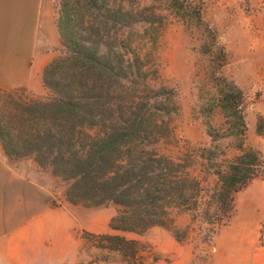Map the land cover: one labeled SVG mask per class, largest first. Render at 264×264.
Wrapping results in <instances>:
<instances>
[{
	"label": "trees",
	"instance_id": "1",
	"mask_svg": "<svg viewBox=\"0 0 264 264\" xmlns=\"http://www.w3.org/2000/svg\"><path fill=\"white\" fill-rule=\"evenodd\" d=\"M203 6L204 0H55L61 48L41 73L45 96L0 90L5 156L31 158L49 171L64 185L68 205L114 209L109 233L81 232L78 252L90 256L78 264H115L108 256L117 264H155L145 245L125 237L154 227L177 243L195 234L210 247L235 215V196L254 179L264 182V159L246 144L245 95L221 74L226 54L203 23ZM172 22L202 36L194 113L207 147L181 146L174 135L177 95L165 84L157 54ZM255 133L264 138L261 116ZM166 145L179 155L164 153ZM176 216H187L189 225L177 229Z\"/></svg>",
	"mask_w": 264,
	"mask_h": 264
},
{
	"label": "crops",
	"instance_id": "2",
	"mask_svg": "<svg viewBox=\"0 0 264 264\" xmlns=\"http://www.w3.org/2000/svg\"><path fill=\"white\" fill-rule=\"evenodd\" d=\"M52 2L0 0V90L43 95L41 73L53 58L49 48H57L59 40ZM248 2L264 4V0ZM256 111L264 119V92ZM54 182L50 172L39 169L31 158L9 160L0 145V264L59 262L66 251L68 255L76 251V228L92 234L110 232L107 213L55 206ZM236 196L233 227L249 231L252 238L217 241L211 264H264V246L259 243L264 182L254 179Z\"/></svg>",
	"mask_w": 264,
	"mask_h": 264
},
{
	"label": "rangeland",
	"instance_id": "3",
	"mask_svg": "<svg viewBox=\"0 0 264 264\" xmlns=\"http://www.w3.org/2000/svg\"><path fill=\"white\" fill-rule=\"evenodd\" d=\"M51 11L55 25V0L52 2ZM202 18L203 23L215 31L217 41L225 51L226 64L221 74L233 81L245 95L246 144L256 150L263 148L261 155L264 159V138L255 133L256 119L260 116L256 111V104L264 92V4L252 6L248 0H204ZM201 43L202 36L199 30L180 22L167 25L158 41L157 54L162 76L165 84L174 89L177 95L178 113L173 119V129L181 146L207 147L210 144L200 119L194 113L197 106L194 75L199 60L204 61V57L198 54ZM60 48V40H58L57 48H49L53 58L59 55ZM45 94L44 90L43 95L38 97H44ZM229 143L224 141L220 145L227 147ZM162 151L168 155L177 156L180 149L166 145L162 146ZM63 190L64 185L55 179L52 189L53 200L61 202V206H69L62 202ZM235 201L234 217L217 232L210 247L201 244L195 234L191 235L188 242L177 243L169 231L160 227H154L140 235L127 234L125 237L145 245L149 251L147 255L149 259L158 258L155 264H205L207 251H210L212 259L217 241L221 242L223 238L231 237L246 240L252 238L249 231L240 230L239 232L236 226L233 227L238 212ZM89 209L107 213V224L114 215V209L111 206ZM188 225L187 216L174 218V226L177 229L183 230ZM225 227L230 228L220 234ZM82 231L85 230L76 228L74 231L77 248L73 254L68 255L66 251L62 261H49L47 264H78L88 260L90 255L78 252ZM108 258L110 262L118 263L115 256H108Z\"/></svg>",
	"mask_w": 264,
	"mask_h": 264
}]
</instances>
